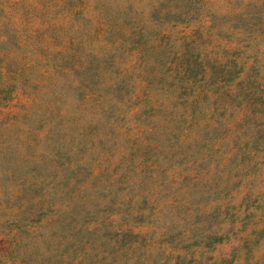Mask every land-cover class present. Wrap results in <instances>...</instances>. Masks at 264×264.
I'll return each mask as SVG.
<instances>
[{
    "label": "rangeland",
    "instance_id": "obj_1",
    "mask_svg": "<svg viewBox=\"0 0 264 264\" xmlns=\"http://www.w3.org/2000/svg\"><path fill=\"white\" fill-rule=\"evenodd\" d=\"M175 255L264 264V0H0V264Z\"/></svg>",
    "mask_w": 264,
    "mask_h": 264
},
{
    "label": "trees",
    "instance_id": "obj_2",
    "mask_svg": "<svg viewBox=\"0 0 264 264\" xmlns=\"http://www.w3.org/2000/svg\"><path fill=\"white\" fill-rule=\"evenodd\" d=\"M92 73H93V71H90V70H87L86 72H84V77H87V78H89L91 81H92ZM134 216V215H133ZM135 217V219L136 218H139L140 216H134ZM120 237H124V238H127V246L129 247V248H131V247H133V242H134V237H135V234H132L128 229H126V230H123V231H121V233H120ZM201 237V240H202V235L200 236ZM133 238V239H132ZM130 239H132L131 241H130ZM206 239H209L210 241H213V240H215V239H219V238H216V234L213 232V233H211L210 235H207L206 236ZM132 256V255H131ZM175 257V260H174V262H173V264H179L178 263V259H179V255H175L174 256ZM183 257H185V255L183 256ZM182 259V258H181ZM183 260V259H182ZM139 261H140V259H139V257L138 256H136V258H134L133 259V264H138L139 263Z\"/></svg>",
    "mask_w": 264,
    "mask_h": 264
}]
</instances>
